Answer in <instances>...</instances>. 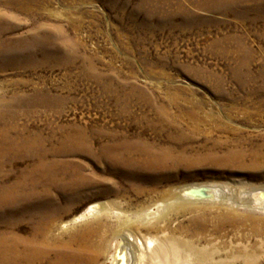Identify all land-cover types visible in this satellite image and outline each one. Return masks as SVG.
I'll use <instances>...</instances> for the list:
<instances>
[{
  "label": "rangeland",
  "instance_id": "obj_1",
  "mask_svg": "<svg viewBox=\"0 0 264 264\" xmlns=\"http://www.w3.org/2000/svg\"><path fill=\"white\" fill-rule=\"evenodd\" d=\"M182 189L232 203L191 198L138 228L116 218ZM259 191L264 0H0V235L45 238L33 264L72 253L53 241L84 221L95 264L124 229L264 264V209L241 201ZM94 203L111 213L69 223Z\"/></svg>",
  "mask_w": 264,
  "mask_h": 264
},
{
  "label": "bare ground",
  "instance_id": "obj_2",
  "mask_svg": "<svg viewBox=\"0 0 264 264\" xmlns=\"http://www.w3.org/2000/svg\"><path fill=\"white\" fill-rule=\"evenodd\" d=\"M250 1L252 0H236V3L242 6L243 4H246V2ZM146 152L147 158L150 160L155 159V152ZM125 153L126 157H129V155H131L133 152L132 150H126ZM116 157L121 158V155H117ZM133 157L135 158V153H133L132 158ZM195 189H190L189 191L183 189L178 191L175 190L173 193L175 195L172 201H164L162 204V210L159 211L158 209V212L149 210L150 208L148 206L139 209L132 217H120L121 215L118 211L116 213V218L123 222L122 224L124 227L129 226L130 228H138L141 226L150 225L152 219H159L160 216H165V213H169L171 210L181 211L180 209H183L188 201L189 203H194L197 199L206 202H214L216 199L215 202L219 200L221 203H232V197H229L226 191L217 196L213 193H209L206 196V192H200L202 198H196L197 196L195 197V194L199 191H195ZM221 197L223 198L220 199ZM191 198H194L195 200L191 201ZM241 201L242 203L246 201V204L254 209L255 207L264 209V191L255 193L253 192L252 194L248 195L245 200L241 199ZM109 211H112V208H109L106 205L99 203L90 204L86 210L78 215L77 218L70 220L69 223H75L81 218H86L90 215L98 218L101 213H111ZM94 225H97V223ZM92 226L93 225L90 226L86 221H84L79 227H83L86 230H83L81 233H79V231L71 234L70 243L61 242L58 239H55L53 244L55 243L57 246L62 245V247L66 250H68V246L73 247L74 250L72 253L69 251L68 253H56L54 256L55 259L49 263L95 264L98 257L100 256L103 246L102 244H97L95 248H92L93 245L90 244L91 237H95L96 235L94 234L95 230L92 229ZM62 227H67V224H63ZM124 230H121V232H115L113 236H111L115 242L110 247L111 253L108 257L110 264H214L212 260V252L206 250L204 247H197L191 243L180 244L174 238L170 237H163L162 240H160L158 243H155V240L150 237L135 235L129 229ZM23 242L26 243V245H24ZM46 243L47 241L45 238L38 239L37 236H34L29 240L22 239L21 241L20 238L10 237L8 239L5 235H0V264H33L34 262L41 261L45 257L41 246L44 247ZM183 251H185L191 258L194 257V260L192 259L191 261L188 257H182L180 253Z\"/></svg>",
  "mask_w": 264,
  "mask_h": 264
}]
</instances>
